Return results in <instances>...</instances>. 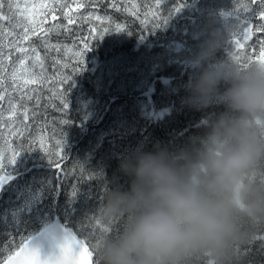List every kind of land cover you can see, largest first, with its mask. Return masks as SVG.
I'll return each mask as SVG.
<instances>
[{"label": "trees", "instance_id": "1", "mask_svg": "<svg viewBox=\"0 0 264 264\" xmlns=\"http://www.w3.org/2000/svg\"><path fill=\"white\" fill-rule=\"evenodd\" d=\"M191 1L0 0V63L7 55H17L41 76L12 79L7 69L0 68V108L12 109L14 123L21 124L23 131L20 136H11L12 158L15 154L18 160L10 173L14 175L12 180L0 193V264L55 218L90 248L98 245L104 235L118 232L121 222L105 225L97 214L106 191L125 184L126 178L119 171L121 160L139 151H151L156 145L173 150L184 147L204 130V124L223 111V101H209L204 108L193 106L188 85L197 71L190 73L177 63L165 62V67L154 70L140 88L117 97L116 103H123L119 111H104L108 104L103 109V119H99V104L110 101L112 86L109 83L105 89H94L93 67L103 62L94 58L105 54L101 52L102 41L109 35L105 33L98 39L94 34L100 29L94 14L110 15L123 24L110 27L112 31L123 28L120 39L112 37L111 46L116 44L128 51L130 45L142 40L154 39L158 43L175 38L168 25L169 14L178 12L181 3ZM40 3H46L47 8L40 9ZM237 4L257 3L240 0ZM33 5L37 6L35 20ZM69 18L73 23H68ZM85 41L90 50L78 57ZM18 46L23 48L21 53ZM78 59H84L80 71ZM150 66L144 71H150ZM160 74L171 78V82L164 85L157 78ZM164 87L170 90L165 99H160L159 92ZM143 98L145 110L142 103L135 104ZM65 99L67 108L63 107ZM117 113L128 122L135 121L133 127L112 130L109 124L115 123ZM33 129L42 132L46 146L38 148L37 141L30 139ZM3 170L0 165V175ZM242 232L243 237L232 245L234 264H264V221L244 224ZM186 264L211 261L193 254Z\"/></svg>", "mask_w": 264, "mask_h": 264}, {"label": "clouds", "instance_id": "2", "mask_svg": "<svg viewBox=\"0 0 264 264\" xmlns=\"http://www.w3.org/2000/svg\"><path fill=\"white\" fill-rule=\"evenodd\" d=\"M221 44L204 41L188 91L204 108L223 88V111L184 147L121 160L125 184L106 191L97 214L121 227L91 248L89 264H186L193 254L234 264L243 225L264 221V62H213Z\"/></svg>", "mask_w": 264, "mask_h": 264}, {"label": "rangeland", "instance_id": "3", "mask_svg": "<svg viewBox=\"0 0 264 264\" xmlns=\"http://www.w3.org/2000/svg\"><path fill=\"white\" fill-rule=\"evenodd\" d=\"M237 1L240 0H192L187 4L181 3L178 12L169 14L168 25L175 32L176 37H171L165 42H158L155 48H152L154 43L151 41L149 48L146 50H143V47L141 48L139 44L130 45L129 52H135L132 58L124 57L120 51H116L113 55H110L109 48L112 44V37L117 32L116 30H110V27L113 25L123 27V24L114 21L110 15L94 14V21L98 22L97 26L100 28L99 30H94V34L98 35V39H102L103 36L100 37V33L105 28L108 29L106 33L109 32L108 38L102 41L101 48L102 53L109 54L103 60L108 59L93 67L95 69L94 80H96L97 89H99V84L105 87L109 78L112 85L111 92L114 93L109 97L110 100L112 98V104H114L112 108L119 111L123 103H116V98L119 95L131 94L130 91L132 89L140 88L154 70L158 68L160 70L162 67H165V62L177 63L190 73L196 72L192 61L210 34L222 41L221 46L213 56V62L224 61L229 58L235 59L237 62L245 61L249 63L259 61L261 54L264 53V30H261L259 25L264 24V19H261L258 14L259 7L257 4L254 6L252 4L244 6L237 4ZM251 22L254 23V27L250 26ZM251 29L253 30L252 36ZM120 30H123V28H120ZM246 32L248 33L247 35ZM151 38L152 36L149 37V39ZM235 38H239L241 42L245 40L247 42L241 47L238 43L233 42ZM17 49H19L18 53H21L23 48L18 46ZM16 56L7 55L0 63V68L3 70L7 69L9 72V77L12 79L21 76L41 77L35 67H30L27 61L21 63L22 60ZM109 58L114 60H109ZM146 64H151V70L148 72L144 71ZM2 75L5 76L4 74ZM138 78L140 79L138 80ZM169 90L168 87L161 89L159 92L160 99H165ZM222 92L223 89L216 96L212 97L210 101H222L220 99ZM184 100L189 99L184 98ZM139 103L143 104L142 109L145 110L146 99L143 98L141 101H135V104ZM166 110L168 109L166 108ZM162 112H164V109ZM118 114L111 128L112 130L117 131L133 127L135 121L131 119L128 122ZM157 114H161V112L158 111ZM13 118L14 115L11 108H0V161H2L4 169L1 176L4 177L3 180L8 178L18 160L17 157L12 160L10 148L13 140L11 136L23 134L21 124L14 123L15 120ZM6 119H8L7 122ZM29 136L31 140L37 141L38 148L47 145L46 142L42 141L44 136L40 130H31Z\"/></svg>", "mask_w": 264, "mask_h": 264}, {"label": "snow or ice", "instance_id": "4", "mask_svg": "<svg viewBox=\"0 0 264 264\" xmlns=\"http://www.w3.org/2000/svg\"><path fill=\"white\" fill-rule=\"evenodd\" d=\"M159 2V0H158ZM257 6L259 7V16L261 19H264V0H256ZM11 7V5H9ZM36 5H33V20H35V10ZM40 9H46V3H40L38 6ZM66 7V5H65ZM0 8H3V5L0 4ZM49 12L54 11V9H48ZM55 19V17H54ZM68 23L71 24L73 21L71 18L68 19ZM261 30H264V24L259 25ZM108 31L105 28L101 33L100 37ZM116 31H120L117 27ZM248 33L246 32V35ZM90 45L85 41V48L83 52L78 53V57H84L86 51L90 50ZM39 59V57H37ZM84 59H78L77 67L80 71L81 66L83 65ZM259 62H264V53L261 54ZM23 63V61H21ZM67 79V78H65ZM63 83V82H62ZM63 107L67 108L66 99L64 100ZM68 123V121H64ZM15 159V154L12 160ZM2 165V161H0ZM4 177H0V182H2ZM27 245L21 246L12 256H9L5 264H89V257H91L92 252L90 247H83L77 241V236L73 235L71 232H66L65 238L62 241H59L55 244V247L51 251H43L39 247L32 246L27 252L25 249ZM16 258H22L17 262Z\"/></svg>", "mask_w": 264, "mask_h": 264}, {"label": "water", "instance_id": "5", "mask_svg": "<svg viewBox=\"0 0 264 264\" xmlns=\"http://www.w3.org/2000/svg\"><path fill=\"white\" fill-rule=\"evenodd\" d=\"M236 41H238V39H236ZM3 186H4V184L0 188H2ZM66 232H71L74 235V233L70 229L66 228L56 218V219H54L53 222H51L50 224H48L46 227H44L42 230H40L34 236H32L29 239H27L21 246H23V245H27L28 246L25 249L26 252L32 246L39 247L43 251H51L55 247V244L57 242L62 241L65 238ZM77 241L79 242V244L81 246L86 247L78 238H77ZM12 255H14V254H12ZM7 259L5 261H3L1 264H5V262L7 261ZM16 259H17V262H19L22 258H16Z\"/></svg>", "mask_w": 264, "mask_h": 264}, {"label": "flooded vegetation", "instance_id": "6", "mask_svg": "<svg viewBox=\"0 0 264 264\" xmlns=\"http://www.w3.org/2000/svg\"><path fill=\"white\" fill-rule=\"evenodd\" d=\"M105 110H106V111H109V107H106V109H105ZM103 114H104L103 112L100 114V118H99L100 120H102V119H103Z\"/></svg>", "mask_w": 264, "mask_h": 264}]
</instances>
